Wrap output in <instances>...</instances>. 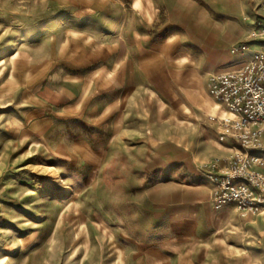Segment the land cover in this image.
<instances>
[{"label":"rangeland","instance_id":"obj_1","mask_svg":"<svg viewBox=\"0 0 264 264\" xmlns=\"http://www.w3.org/2000/svg\"><path fill=\"white\" fill-rule=\"evenodd\" d=\"M258 56L264 0H0V264L193 261V229L230 228L197 216L208 183L245 237L201 264H264V202L217 201L245 150L213 92Z\"/></svg>","mask_w":264,"mask_h":264},{"label":"built area","instance_id":"obj_2","mask_svg":"<svg viewBox=\"0 0 264 264\" xmlns=\"http://www.w3.org/2000/svg\"><path fill=\"white\" fill-rule=\"evenodd\" d=\"M249 64L238 74H226L214 79L213 92L229 107L231 117L223 120L226 134L242 144L245 153L236 154V162L219 180V205L236 203L239 208L257 210L264 202V177L251 168L261 163L250 156L252 150L264 149L260 139L264 134V63ZM231 128V129H230ZM236 180L242 181L241 184Z\"/></svg>","mask_w":264,"mask_h":264},{"label":"crops","instance_id":"obj_3","mask_svg":"<svg viewBox=\"0 0 264 264\" xmlns=\"http://www.w3.org/2000/svg\"><path fill=\"white\" fill-rule=\"evenodd\" d=\"M243 33L246 34L244 31ZM210 143L212 144L213 151L217 155H221L225 157L232 153L233 143L230 141L227 143H220L218 142L217 139L216 140L213 139V141H211ZM199 194L201 195H198V198H199L198 204L200 206H198L199 208H198L197 216H210V219L212 221H215V222L219 221L222 223L224 222V224L226 226H230V228H224V229L223 228L221 229L209 228V229H203V230L193 229L191 235L195 237L196 239L194 238L192 240L193 242L192 247L194 248V250L198 248V251L193 252V261L189 260V257L187 258L178 257L176 264H201L202 254L199 252L201 248L211 247L212 245L226 246L227 244L237 243L236 241L233 240V238L235 237L237 238L240 237V240H243V238L245 237V235L243 234V232L245 233V231L243 229H232L231 228L232 226H234V222L238 220L236 216H239L233 206L226 205L220 209L214 210L210 205L209 206L206 205L207 203L210 202V198L212 195V185L210 183H208V185L201 186L199 188ZM231 221L232 223H230ZM183 231H186V230H183ZM184 233H187V232H184ZM178 236H189V234H182ZM201 238H204V239H201ZM206 238H209V239H206ZM174 243H171V244H174ZM240 245L242 246L243 242H240ZM169 246L172 247L171 245ZM176 247H177L176 249H178V247L180 246L177 245ZM156 255H159V256H157V259H156L157 262L154 261L153 264L154 263L155 264H175L168 257H166L165 254H163V252L157 253Z\"/></svg>","mask_w":264,"mask_h":264}]
</instances>
